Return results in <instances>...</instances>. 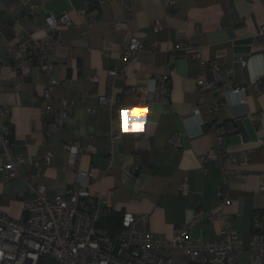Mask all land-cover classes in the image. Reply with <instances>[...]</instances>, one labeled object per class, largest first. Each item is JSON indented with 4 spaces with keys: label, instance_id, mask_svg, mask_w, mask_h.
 <instances>
[{
    "label": "crops",
    "instance_id": "obj_1",
    "mask_svg": "<svg viewBox=\"0 0 264 264\" xmlns=\"http://www.w3.org/2000/svg\"><path fill=\"white\" fill-rule=\"evenodd\" d=\"M31 1L38 5L34 17L23 0H0V107L10 110L15 158L25 160L17 165V178L0 161V210L21 220L24 202L36 197L31 186H43L50 200L84 190L103 201L101 221L112 214L147 215L152 234L165 239L193 223L197 212L221 210L239 237L238 264H250L254 224L264 231V147L258 145L264 138V0ZM63 15L70 23L61 29L62 45L50 54L60 83L49 101L43 97L48 76L37 67L16 71L19 60L9 59L6 50L44 40L47 25ZM84 20L93 25L86 28ZM156 21L164 26L158 33ZM117 22L140 36L144 49L112 82L107 72L117 67L126 35L114 29ZM165 76L167 104L151 93L153 81ZM199 80L207 84L204 91ZM238 85L246 86L245 96L231 93ZM102 97L113 103L102 105ZM142 98L147 114L131 111ZM217 99L222 108L212 120L208 105ZM64 103L73 112L63 128L48 135ZM196 108L200 114H194ZM129 116L144 117L143 128L126 131ZM221 127L224 157L202 166L201 157L220 153ZM74 143L77 156L64 149ZM235 160L246 163L235 174L223 170V163ZM90 171L91 178L82 173ZM185 181L189 187L182 192ZM219 193L227 195V204ZM221 226L219 220H200L189 239L219 241ZM173 256L187 260L183 250Z\"/></svg>",
    "mask_w": 264,
    "mask_h": 264
},
{
    "label": "built area",
    "instance_id": "obj_2",
    "mask_svg": "<svg viewBox=\"0 0 264 264\" xmlns=\"http://www.w3.org/2000/svg\"><path fill=\"white\" fill-rule=\"evenodd\" d=\"M42 2L45 0H41ZM28 8L30 17H34L38 5L31 0H23ZM98 21H94L96 23ZM70 23L68 15L61 16L58 20L47 25V35L44 40L35 39L30 44L12 46L6 50L9 59L19 60L16 71H26L30 67H37L48 76V85L43 92L46 100H51L59 81L55 78V64L50 59V54L59 48L62 43V27ZM93 24L84 20L83 26L91 27ZM163 23L156 21L154 31L158 33L163 29ZM116 31H124L126 35L119 46L118 65L107 72L113 82L120 74H126L128 67L137 56L142 53L144 43L141 37L131 32L125 22L114 24ZM264 32V25L261 28ZM181 49V47H180ZM25 54H31L25 58ZM3 66L0 53V69ZM216 68H218L216 66ZM204 80L198 81V87L206 89ZM246 86L238 85L232 89L233 95L246 93ZM152 96L156 101L167 104L170 101V87L167 76L156 83H152ZM201 103L204 101L201 100ZM247 99L243 97L242 104ZM102 105L113 103L112 98L102 97ZM222 108L221 99L208 105L207 114L214 117ZM131 111L142 110L147 114L146 98L139 100ZM73 112V105L64 103L59 112V121L48 124L47 134L58 131L67 123ZM194 114H200L196 108ZM10 110L0 107V161L2 170L11 178L18 177L17 165L24 163V158H15L12 129L8 122ZM264 120V112L260 114ZM257 125L255 116L250 117ZM216 126V125H215ZM214 126V127H215ZM225 129L221 127L216 136L220 149L218 155L209 152L206 157H201L202 166L209 161L223 159L225 150ZM174 145L179 144V138H172ZM258 145L264 147V138L261 136ZM65 150L77 156L78 146H64ZM51 155L46 157V162L51 161ZM246 163V162H245ZM245 163L235 160L229 165L223 163V170L228 173H236V168ZM234 167L235 171H230ZM91 178L93 171L82 172ZM188 182L180 185L182 192H187ZM262 187L264 188V173L262 175ZM35 194L33 201L24 202V215L21 220H14L0 210V264H238L237 255L239 237L233 231L230 218L223 211L196 213L193 223L177 230L171 239L155 236L149 229V217L147 215L136 216L125 214L121 223V229L114 235L100 228V204L101 198L92 197L87 191H67L63 196L50 200L45 196L43 186L30 187ZM222 205L228 203V197L219 193ZM221 221L220 240L212 243L201 244L199 240H190L189 232L193 225L200 220ZM255 232L250 243V264H264V231H260V224H254ZM175 250H183L187 260L176 259L173 256Z\"/></svg>",
    "mask_w": 264,
    "mask_h": 264
},
{
    "label": "trees",
    "instance_id": "obj_3",
    "mask_svg": "<svg viewBox=\"0 0 264 264\" xmlns=\"http://www.w3.org/2000/svg\"><path fill=\"white\" fill-rule=\"evenodd\" d=\"M123 216L112 214L107 218L100 220L99 227L109 231L111 235L116 234L121 229Z\"/></svg>",
    "mask_w": 264,
    "mask_h": 264
},
{
    "label": "clouds",
    "instance_id": "obj_4",
    "mask_svg": "<svg viewBox=\"0 0 264 264\" xmlns=\"http://www.w3.org/2000/svg\"><path fill=\"white\" fill-rule=\"evenodd\" d=\"M145 123L144 117H133L129 116L128 118V129L126 131H136L142 129Z\"/></svg>",
    "mask_w": 264,
    "mask_h": 264
},
{
    "label": "water",
    "instance_id": "obj_5",
    "mask_svg": "<svg viewBox=\"0 0 264 264\" xmlns=\"http://www.w3.org/2000/svg\"><path fill=\"white\" fill-rule=\"evenodd\" d=\"M229 88H227L226 90H228ZM221 92L220 91H216L214 94L215 98H218L220 96ZM147 104V103H146Z\"/></svg>",
    "mask_w": 264,
    "mask_h": 264
},
{
    "label": "snow or ice",
    "instance_id": "obj_6",
    "mask_svg": "<svg viewBox=\"0 0 264 264\" xmlns=\"http://www.w3.org/2000/svg\"><path fill=\"white\" fill-rule=\"evenodd\" d=\"M134 115V114H133Z\"/></svg>",
    "mask_w": 264,
    "mask_h": 264
}]
</instances>
